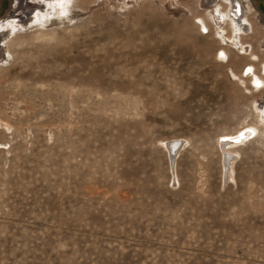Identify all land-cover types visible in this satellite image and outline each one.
<instances>
[{
	"label": "rangeland",
	"instance_id": "374dc122",
	"mask_svg": "<svg viewBox=\"0 0 264 264\" xmlns=\"http://www.w3.org/2000/svg\"><path fill=\"white\" fill-rule=\"evenodd\" d=\"M225 1L0 0V264H264V0Z\"/></svg>",
	"mask_w": 264,
	"mask_h": 264
},
{
	"label": "bare ground",
	"instance_id": "6f19581e",
	"mask_svg": "<svg viewBox=\"0 0 264 264\" xmlns=\"http://www.w3.org/2000/svg\"><path fill=\"white\" fill-rule=\"evenodd\" d=\"M215 0H207L209 4L211 5ZM217 1V0H216ZM218 3V2H217ZM216 4V2H215ZM224 4V15L226 22L235 30H243L246 31L248 29V24L245 20V15L243 14V6L240 0H229L225 2H221V5ZM68 8H63L62 5L58 2H45L44 3V11L42 14H47L53 17L54 12H61V10L64 12ZM214 9V8H213ZM37 12L36 14H38ZM30 15V14H29ZM5 22V21H4ZM3 22V23H4ZM9 22V20H8ZM11 24V23H10ZM4 25V24H3ZM205 27V25H203ZM223 55H225L224 52H222ZM247 75L250 76V81H252L254 84H262V80L259 76L256 75V73L253 71V68L251 66L247 69ZM253 127H247L242 130H240L235 136L230 137L229 139L231 141H244L245 139H248L249 135L254 133ZM182 141H178V139L171 140L167 143L168 148H172V150L175 151L178 144ZM172 152V151H171Z\"/></svg>",
	"mask_w": 264,
	"mask_h": 264
},
{
	"label": "flooded vegetation",
	"instance_id": "af4514ba",
	"mask_svg": "<svg viewBox=\"0 0 264 264\" xmlns=\"http://www.w3.org/2000/svg\"><path fill=\"white\" fill-rule=\"evenodd\" d=\"M241 1V3H242V0H240Z\"/></svg>",
	"mask_w": 264,
	"mask_h": 264
},
{
	"label": "snow or ice",
	"instance_id": "6c2138e0",
	"mask_svg": "<svg viewBox=\"0 0 264 264\" xmlns=\"http://www.w3.org/2000/svg\"><path fill=\"white\" fill-rule=\"evenodd\" d=\"M221 55H223V54H221Z\"/></svg>",
	"mask_w": 264,
	"mask_h": 264
}]
</instances>
